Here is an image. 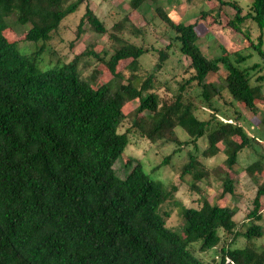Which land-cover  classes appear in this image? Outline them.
<instances>
[{
	"label": "trees",
	"instance_id": "16d2710c",
	"mask_svg": "<svg viewBox=\"0 0 264 264\" xmlns=\"http://www.w3.org/2000/svg\"><path fill=\"white\" fill-rule=\"evenodd\" d=\"M144 1L129 0L130 9L112 23L110 28L118 31L129 25V35L123 37L108 31L90 0H0V264H264V242H260L264 178L255 182L254 177L264 171V146L261 138L244 130L233 105L254 113L256 101L264 102V0H252L245 11L235 0H205L215 6L201 9L193 23L173 21L156 3L161 35L169 39L163 45H154L159 34L154 43L146 41L149 19ZM81 5L84 12L76 36L85 24L99 35L107 33L114 43L110 52L100 54L87 46L68 62L39 71L37 51L22 54L2 35L8 27L6 18L15 15L19 24L29 26L24 40L47 42ZM226 5L234 10L226 25L247 42L233 51L220 45L219 54L208 57L199 45L197 20L215 11L218 22ZM132 11L145 23L131 22ZM250 24L259 30L255 39L250 37ZM174 52L187 59L184 71L190 72L176 81V89L169 80L158 78ZM253 52L259 61L241 66ZM150 53L156 54L155 62L144 68L140 58ZM90 57L108 70L114 84L93 86L88 76H82ZM126 59L124 68L117 70ZM221 67L226 74L220 88L207 77ZM194 87L200 88L198 99L192 94ZM134 100L137 105L126 114L123 105ZM217 100L227 106L229 114L223 113L227 120L217 117L221 111ZM197 102L210 110L207 118L198 117ZM125 121L129 127L119 131ZM262 123L264 127V118ZM177 127L186 133V140L178 138ZM131 131L150 143L188 148L175 169L180 179L189 177V187L200 197L197 207L179 204L180 233L165 225L169 211L164 204L173 200L176 185L156 184L140 162L132 165L131 159L124 177L113 168ZM201 138L206 145L198 152ZM253 144L261 152L243 171L254 181L255 191L250 209L236 221L235 206L203 197L197 184L213 176L220 184L219 199L235 195L230 173L239 171V152ZM218 154L224 157L217 165L207 166L201 160ZM239 239L242 245L237 244ZM212 249L217 250L216 257L208 261L200 257Z\"/></svg>",
	"mask_w": 264,
	"mask_h": 264
},
{
	"label": "rangeland",
	"instance_id": "374dc122",
	"mask_svg": "<svg viewBox=\"0 0 264 264\" xmlns=\"http://www.w3.org/2000/svg\"><path fill=\"white\" fill-rule=\"evenodd\" d=\"M129 0H90V6L95 13L104 21L105 25L109 28L108 31L115 35L127 37L129 35V25L120 30L111 29V25L114 21L121 19V17L130 9L128 5ZM145 0L143 6L145 7V16L149 19V26L147 29L146 41L153 42L155 34H159L158 41L154 45L167 44L169 39L167 35L162 34V25L158 22L154 8L156 3L163 6L164 10L168 13L171 19L175 22L183 21L186 23H193L197 19L201 9H209L215 6V2H206L205 0ZM239 3L241 8L245 11L249 9L252 0H235ZM84 12V5L79 6L73 13L68 14L60 23L58 30L52 34L51 39L47 42L42 41H27L24 40V33L28 29V25L19 24L16 21L15 15H11L6 18L8 27L2 31V35L10 42H15V46L22 54H29L30 52L37 51L35 55V63L39 71L47 70L54 67L56 64L68 62L74 55L81 52L85 47L91 46L94 51L102 54V52H110L114 43H110L107 38V33L102 35L97 34L92 27L85 24L79 36L75 34V28L79 21V18ZM234 12L229 6H223L219 13V21L214 20L216 12H212V16L205 18H199L197 20V31L200 35L199 45L203 53L208 57H214L219 54L222 45L226 50L233 51L241 48L246 44L241 33L234 32L226 25V20ZM214 15V16H213ZM131 22L135 25H142L146 19H143L135 11H132L129 15ZM259 34V30L255 25L250 24V37L255 39ZM264 39V34H263ZM264 48V40H263ZM40 49V50H39ZM49 51L53 52V55ZM55 53V54H54ZM156 59V54H144L140 58L141 65L144 68H149ZM90 66L87 67L82 73L83 77L88 76L91 79L93 86H98L102 83L114 84L116 81L110 80V73L101 64L95 63L94 58L88 59ZM128 59L122 60L117 66V70H121L128 63ZM259 61L258 56L253 52L252 57L247 59L241 66H246L251 62ZM187 65V59L180 56L177 52H174L171 57L166 61L163 70L158 73L160 81L169 80V84L174 89L177 88L176 81L187 78L190 74L189 71H184ZM225 70L221 67L218 71L210 73L207 77V81L213 83L215 86L223 87ZM172 75H174L172 77ZM200 92L199 87L192 89V94L198 99ZM224 97H227L226 92L222 90ZM264 96V90H263ZM137 100L127 102L123 105V111L128 114L137 105ZM200 104V102H197ZM258 111L251 112L246 108H243L238 103H233L234 107L240 112L243 118L242 126L244 130L250 136H258L262 140L260 143L264 146V127L262 119L264 118V102L262 100L256 101ZM200 111L197 112L198 117L207 118L210 110L205 108L203 104H200ZM215 106L221 108V111L216 115L221 120H227L224 114H229L227 106L223 105L221 100L215 101ZM225 107V108H224ZM224 113V114H223ZM229 119H232L230 117ZM130 122L125 121L119 128V131H124L129 127ZM176 134L180 140H186V133L180 128H176ZM129 143L116 158L113 164L116 174L119 177H124L130 170L131 164H126L128 159H131L132 165L135 161L140 162L144 172L156 183L161 186L176 185L177 190L173 194V200H169L164 204V209L169 211V216L166 218L165 225L171 227L174 231L182 232L183 218L179 211V204L184 206L199 205L200 194L197 193L195 188L189 187V177L185 176L183 179L178 177V173L175 169L181 164L187 155L188 148L178 149V146L173 143L168 144H154L143 139L137 132L131 131L129 134ZM206 145L205 138H201L197 142V149L200 152ZM262 146V147H263ZM189 147V146H188ZM264 148V147H263ZM176 149V150H175ZM175 150V154H171ZM191 150V146H190ZM261 152L258 144H253L251 147L242 149L239 152L236 168L239 170L237 173H230L235 180V195L225 194L221 199L217 197L220 192V184L213 176H209L207 180H202L197 184L201 190V195L207 197L210 201L216 200L220 205L235 206L237 208L235 219L241 221L247 211L251 207V200L255 191V183H253L244 173L243 167L251 163L258 157V153ZM171 155L169 161L157 167L164 159ZM223 155L218 154L212 158L201 159L205 165L214 166L223 160ZM126 164V165H125ZM153 168H156L153 170ZM255 182H259L264 178V171L255 174ZM221 234V232H220ZM223 241L227 240L226 235L222 234ZM260 242H264L261 239ZM258 242V243H260ZM238 245L243 244V239H239ZM200 257L208 261L211 257L218 255L217 250L212 249L203 253H199Z\"/></svg>",
	"mask_w": 264,
	"mask_h": 264
}]
</instances>
